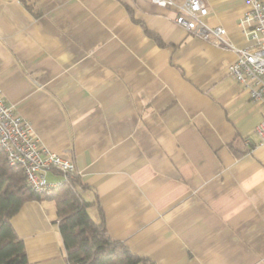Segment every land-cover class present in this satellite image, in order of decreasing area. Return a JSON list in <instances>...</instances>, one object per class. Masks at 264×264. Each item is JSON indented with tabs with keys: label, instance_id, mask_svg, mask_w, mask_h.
Wrapping results in <instances>:
<instances>
[{
	"label": "crops",
	"instance_id": "0c3cea01",
	"mask_svg": "<svg viewBox=\"0 0 264 264\" xmlns=\"http://www.w3.org/2000/svg\"><path fill=\"white\" fill-rule=\"evenodd\" d=\"M182 1L0 0V94L135 253L264 264V103L229 72L234 49L176 22ZM206 2L209 24L252 44L248 0ZM12 223L31 264H68L54 200L25 201Z\"/></svg>",
	"mask_w": 264,
	"mask_h": 264
},
{
	"label": "built area",
	"instance_id": "2783aa9c",
	"mask_svg": "<svg viewBox=\"0 0 264 264\" xmlns=\"http://www.w3.org/2000/svg\"><path fill=\"white\" fill-rule=\"evenodd\" d=\"M159 5H172L175 0H151ZM251 8L239 19L240 31L252 44L244 47L234 45L228 30L222 25H211L205 20L209 11L206 0H183L175 20L203 39L217 45L234 49L237 57L230 63L229 72L244 85L251 97L264 103V0H248ZM255 132L264 140V118ZM0 146L10 163L22 166L28 182L38 193L49 192L62 181H50L46 171L53 169L66 180L77 173L69 157L43 146L35 135L31 122L15 112L0 94Z\"/></svg>",
	"mask_w": 264,
	"mask_h": 264
},
{
	"label": "trees",
	"instance_id": "16d2710c",
	"mask_svg": "<svg viewBox=\"0 0 264 264\" xmlns=\"http://www.w3.org/2000/svg\"><path fill=\"white\" fill-rule=\"evenodd\" d=\"M60 181L49 192L38 193L28 182L23 167L10 163L0 146V264H31L12 217L25 201L46 198L55 201L68 264H156L113 237L104 217L99 221L92 218L88 210L91 202L79 191L82 184L77 173Z\"/></svg>",
	"mask_w": 264,
	"mask_h": 264
},
{
	"label": "rangeland",
	"instance_id": "374dc122",
	"mask_svg": "<svg viewBox=\"0 0 264 264\" xmlns=\"http://www.w3.org/2000/svg\"><path fill=\"white\" fill-rule=\"evenodd\" d=\"M79 191H80V193L82 194V192H83L82 188L79 187ZM82 195H83V194H82Z\"/></svg>",
	"mask_w": 264,
	"mask_h": 264
}]
</instances>
